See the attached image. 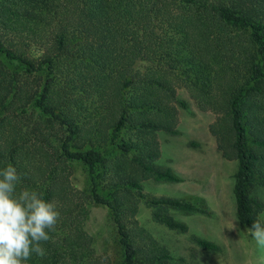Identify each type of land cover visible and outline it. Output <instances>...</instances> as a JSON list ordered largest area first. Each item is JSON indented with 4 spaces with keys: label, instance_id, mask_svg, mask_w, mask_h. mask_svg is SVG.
Listing matches in <instances>:
<instances>
[{
    "label": "trees",
    "instance_id": "1",
    "mask_svg": "<svg viewBox=\"0 0 264 264\" xmlns=\"http://www.w3.org/2000/svg\"><path fill=\"white\" fill-rule=\"evenodd\" d=\"M177 83L216 114L208 130L236 161L235 217L250 228L264 211L252 195L264 189V0H0V170L14 166L17 190L39 192L60 213L46 255L27 264H167L166 248L144 245L139 201L179 232L188 226L169 209L210 213L143 193L148 179L182 180L156 163L157 133L176 134L186 106ZM71 161L85 166L88 192L72 185ZM89 202L110 211L114 263L83 229Z\"/></svg>",
    "mask_w": 264,
    "mask_h": 264
},
{
    "label": "rangeland",
    "instance_id": "2",
    "mask_svg": "<svg viewBox=\"0 0 264 264\" xmlns=\"http://www.w3.org/2000/svg\"><path fill=\"white\" fill-rule=\"evenodd\" d=\"M176 95L185 101L186 106L178 107L176 134L157 133L160 155L156 163L170 167L182 180L165 182L148 179L143 182V193L146 197L168 196L203 204L210 213L169 209L175 218L188 226L186 232H179L153 221L152 209L142 199L136 219L149 235V238L145 236L144 245L149 247L152 241L156 246L166 248L170 255L167 264H264V249L257 246L247 232L248 227L239 224L235 217L232 184L236 161L222 156L208 130L216 114L200 108L181 83L176 84ZM70 164L73 169L70 177L72 185L88 192L85 166L78 161H71ZM252 195L264 200V189L255 186ZM87 209L83 229L92 238L93 252L97 256L106 253L114 263L120 258L121 249L110 211L94 202H89ZM259 216L264 224V211ZM233 223L237 226L235 229H232ZM193 236L213 241L218 249H204L193 240Z\"/></svg>",
    "mask_w": 264,
    "mask_h": 264
},
{
    "label": "clouds",
    "instance_id": "3",
    "mask_svg": "<svg viewBox=\"0 0 264 264\" xmlns=\"http://www.w3.org/2000/svg\"><path fill=\"white\" fill-rule=\"evenodd\" d=\"M21 176L14 166L0 170V264H27L33 254L43 258V244L50 241L60 213L32 189L17 190ZM236 224H232L235 229ZM258 247L264 249V224L256 220L247 229Z\"/></svg>",
    "mask_w": 264,
    "mask_h": 264
}]
</instances>
